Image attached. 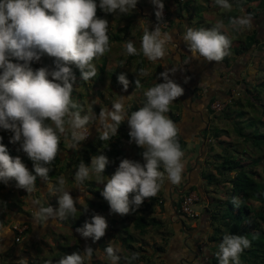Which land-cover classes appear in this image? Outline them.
Returning <instances> with one entry per match:
<instances>
[{
	"label": "rangeland",
	"instance_id": "obj_1",
	"mask_svg": "<svg viewBox=\"0 0 264 264\" xmlns=\"http://www.w3.org/2000/svg\"><path fill=\"white\" fill-rule=\"evenodd\" d=\"M155 1L158 2L155 3L157 7L159 3H162L163 9H169L170 0ZM180 1V3L174 1L172 5L176 6L178 14L181 11L186 16L188 13L185 9V0ZM189 1L193 7L198 6L197 10L203 9L204 0ZM204 4L206 5L205 2ZM146 5L145 0H0V81L10 71L12 72L8 78L11 79L19 75L18 72L22 69L27 70L28 73L34 70V72L42 73L43 82L38 81L39 85L49 86L60 82L59 85L66 88L64 91L68 87L77 89L83 94L85 101L83 106L86 109V114H79L80 118L77 116L76 119L71 111L65 113L61 108L53 107L49 100L50 94H46L49 104L23 105L16 99L14 103L9 101L7 105L0 106V135L4 141L7 140L9 133L13 132L18 143L21 144L22 139L29 140L28 145L37 151L34 147L39 146L44 149L46 144L60 140L64 144L63 149L70 151L72 155L68 166L74 167L70 171L73 180L67 177L68 174L59 177L61 186H56L55 190L64 189V193L61 195L57 191H52L55 192L53 194H56L57 201L48 202L50 209L48 208L46 213H41L40 219L36 218L39 214L37 211L26 210L34 226L31 222L15 221V215L8 213L5 205L0 206V210H4L3 219L0 220L3 222L0 226H6L14 237V244H10V247L0 246V264H30L34 257L38 255L48 257L53 251L58 252L55 256L62 255L57 246L59 241L65 244L64 236L71 245L76 239L78 242L79 238H83L81 232L77 231L76 237L69 229L54 225L56 222L54 217L63 216V211H66L68 206L77 207V211L81 210L78 214L79 218L87 225L86 213L84 214L82 208L87 207L90 213L94 208L87 205L86 197H91V195L81 183L83 180L102 178L108 181V188L104 192L112 194L114 190L117 196L116 202L121 205L122 189L118 181L130 180L129 176L132 175H137L139 181L146 179L143 166H149L151 159H157L159 154L152 158L147 157L143 154V149L159 151L169 145L167 130L172 125V115H177L180 121L184 118L189 107L182 98L191 96V90L194 92L193 98L203 97L207 100V96L212 94L209 105L206 106L202 102L200 107H195V109L206 112L204 115L207 118L205 128L207 130L203 131L200 137L206 134L207 138H200L198 134L196 137L185 139L184 150L170 159L163 157L165 159V164H162L163 169L155 170L157 179L162 182L159 184L152 182L154 185L149 191L157 195L158 200L145 215L153 216L161 223L144 233L135 230L131 211L133 202L127 196L122 204V210L113 212L112 210H115L113 206L104 212L106 219L113 220L112 227L108 224L110 229L98 224H88V229L99 233L100 239L109 248H97V242L91 240L94 242L90 244L94 249V257L89 256L88 262L84 263L83 260L82 264H117L115 258L126 256L128 253L121 244V236L126 235L123 229L132 233L136 239L135 249L143 255V258H133L130 264H210V258L215 250L213 248L215 242L210 238L214 229L210 214L217 212L218 199H223L224 190L207 184L201 173L211 168L207 163L211 153L210 144L215 151H220L218 143L215 140L211 142L214 139L212 133L214 129L221 128L227 131L222 134V139L225 141L237 140L233 131V119L236 117L234 113H231L236 108L233 100L241 98L242 102L247 101L243 95L244 85L243 82L239 83L240 80L246 79L255 84L264 78V47L262 44L253 46L251 50L239 55L238 60H234V54L229 53L228 63H226L230 65L229 70L224 71L225 73L217 72L215 79H221L222 82L215 81L212 84L218 87L217 89H208L207 86L195 89L181 87L176 91L162 81L163 67L161 64L155 63L152 70L145 64H136L133 61L135 56L129 58L132 54L129 56L126 52L128 34L134 35L135 33L139 36L141 33L143 38L149 41L156 37L154 31L150 29L141 31L139 23L135 21L141 15V8ZM163 9L160 8V11ZM234 9L242 18L243 28L249 30L255 28L259 30L260 35H258L264 38V12L259 18L252 20L250 16H244L240 6ZM158 11L154 16L162 21V15ZM103 31L111 34L119 33L126 40L113 42L108 51H103L97 54L94 60L83 63L82 67L88 69L87 76L83 79L84 84L71 86L70 82H67L69 86H66V80L64 76H61L66 69L61 65V71H55L52 61L56 56L52 55L53 50H58L61 54L62 49H59V45L64 42V35L69 36L71 41L76 40V45H81L86 41L85 36H96ZM204 32L207 35L206 46L210 48L212 47L211 40L218 37L217 30L208 27ZM132 43L129 49L133 46ZM167 49L172 50L170 46ZM209 51L211 55L214 54L212 48ZM4 55L9 57L7 62L4 61ZM103 62H105V67L101 71L100 66ZM151 73H154L153 77ZM130 74L136 76L137 81L132 79V82H128ZM31 82L34 81L25 83ZM20 87L21 85L18 86L19 91L16 89L15 91L19 92L22 97L26 96L23 93V88H26ZM58 94L56 92V95ZM124 99H127L126 102ZM214 101L220 102V108L211 107ZM124 106H126V115L121 112ZM245 108L248 109L246 106ZM112 114L115 122L111 120ZM258 114L262 113L258 112ZM82 115L85 117L81 118ZM40 117L47 118L45 128L40 125L36 126ZM125 128L133 132L131 141L120 136L118 129ZM85 129L89 131L87 135ZM106 131L112 132L115 137H121V140L117 142L116 138H111L109 145L105 137ZM69 132L72 133L70 136L67 135ZM177 132L180 134L178 127ZM97 134H101L103 141L99 140ZM43 136L46 137L45 141H43ZM208 136H210V141ZM33 139L35 143H32ZM90 142L93 147L105 150L109 147L112 149L111 144H115V149H121L125 158L121 159L118 155L108 156L109 160L97 157L88 147ZM87 147L89 148L88 161L85 159L86 153L84 152ZM66 154L68 156L67 152ZM98 160L105 162L109 167L118 166L111 168L108 174H103L93 168L96 167L95 163ZM187 175H189V182ZM111 182H113L112 187L109 184ZM133 183L131 189L134 191L141 189V182ZM189 193L196 197L192 205V215L186 214L180 207L182 197ZM123 194H126V191ZM15 196L17 197L18 194ZM15 196L13 195L14 199ZM33 197L37 203H41L43 191L36 192ZM66 197L69 198L66 199ZM18 199L20 200L18 203L22 206L27 205V201L29 202L27 197L18 196ZM254 205L257 206L258 203ZM27 225L30 228L28 235L16 234L26 229ZM17 235H19V240H16ZM217 249H219L218 246ZM144 250L145 252L142 253ZM77 254L83 255L78 248Z\"/></svg>",
	"mask_w": 264,
	"mask_h": 264
},
{
	"label": "trees",
	"instance_id": "obj_2",
	"mask_svg": "<svg viewBox=\"0 0 264 264\" xmlns=\"http://www.w3.org/2000/svg\"><path fill=\"white\" fill-rule=\"evenodd\" d=\"M174 1L181 2L180 0ZM234 1H238L237 3L240 8L246 6L245 13L252 18L257 19L264 12V0ZM197 7H193L189 0H185L186 11L189 12L193 8L194 16L198 18L196 21L197 28L202 31V37H204L205 28H211L213 25L206 23L204 26H201L204 22L201 16L203 9L199 8L197 10ZM154 14L155 11H153V16ZM221 15L224 17L223 21L230 26L228 27L230 28V34L222 28L215 27L218 37L213 38L211 42L212 44L219 43L221 45L222 52L224 53L223 60L226 63H228L229 53H233V58L236 59L239 55L244 54L245 51L251 50L254 45L258 46L262 44L264 47V38L261 40L262 37L259 36V30L252 29L245 32L240 23L235 20L237 15L235 10H228L227 13L222 12ZM155 18L158 19L156 16ZM67 31L69 32V30ZM64 37V42L59 45V49H62L61 54H59L58 50H53L52 55L56 56V58L52 62L55 65L54 69L56 72L61 71V65L66 69V72L61 75L66 80V86H69L67 82H70L71 86L84 84L83 79L87 76L88 69L82 67L83 63L94 60L97 54L108 51L113 42L123 39L119 33L111 34L103 31L96 36H85V43L76 45V40L71 41L69 36L66 35ZM195 45L197 46V53L202 55L209 53V50H201L202 44L195 43ZM3 58L7 62L9 57L4 55ZM104 67L105 62L100 66L101 71L104 70ZM11 72L0 81V106L7 105L9 101L14 103L16 99L23 105L34 104L40 106L49 104L46 94H50L49 100L53 107H59L65 113L71 111L76 119L77 116L80 118L79 114H86V109L83 106L85 103L83 94L77 91V89L68 87L64 91L66 88L63 85V87L59 85L60 82L49 86L39 85L38 81L43 82V76L42 73L34 72V70L28 73L27 70L22 69L18 72L19 75L13 76L10 79L8 76L11 75ZM26 81H34L35 83L26 84ZM242 82L244 85L243 91H245L243 95L247 101L244 103L241 98L233 100V105L236 108L233 112L231 111L236 117L233 119V131L237 136V140L233 142L225 141L222 139V134H224L223 132L227 133V131L221 128L214 129L212 132L214 139L211 142L215 140L220 146V151H215L212 144H210L211 153L207 159V163L211 168L209 171H202L201 173L207 184L215 185L224 190L223 199H218L217 212L210 214L214 224L210 238L215 242L213 245L215 250H213L210 258V264H264V78L255 84L246 79L239 81V83ZM20 85L26 88H23V93L26 94L24 97L17 92ZM56 92L59 94L56 95ZM198 99H200L199 102L204 100L203 97ZM210 101L211 98L206 101V106L211 103ZM245 106L248 109H244ZM135 111L139 112L137 109ZM258 112L262 114H258ZM83 117L85 115H82L81 118ZM178 120L177 115H172V125L167 130L169 145L162 150L159 149V151L155 149H143L142 152L147 157L152 158L154 155L159 154L157 159H151L149 166H143L146 179L139 181L137 175H132L129 176L130 180L126 178L125 180L127 181H118V185L122 189L121 205L116 202L117 196L114 190L112 194L104 192L108 188V181L102 178L80 181L91 195V197H86L87 205L90 208H94L91 213L87 207L82 208L84 214L86 213L87 225L80 220L78 214L81 210L77 211V207L68 206L67 210L63 211L64 215L56 216V218L58 226L69 229L75 236L77 235V231L81 232L83 238H79L78 242L76 239L71 245L69 240L64 236L65 244L59 241L57 246L59 253L62 255L55 256V253H58L57 251H53L48 257H40L38 255L33 258L30 264H82L83 260L84 263H87L89 256L91 258L94 257V249L90 246L91 242L93 244V241L97 242V248H109L100 239L99 233L88 229V224H98L105 228H109L108 224H110L109 226L112 227L114 225L113 220L106 219L104 212L113 206L115 207V210H112L113 212L122 210V204L125 202L127 196L133 202L131 204V211L133 214L132 224L135 230L139 231V233H144L150 228L159 225L161 223L160 220L153 216L147 217L145 215L158 200V196L150 193L149 189L153 187L154 183L159 184L162 182L160 179H157L155 170L163 169L162 164H165L163 157L170 159V157L176 156L177 153L184 150L185 140L177 132L176 122ZM45 122H47V118L40 117L36 126L40 125L45 128ZM118 130H120L119 133L122 138L127 141L132 140L133 132L131 130L126 128ZM71 134L70 132L67 133L69 136ZM100 135L97 136H99L100 141H103L104 138ZM105 137H107L108 143L111 138H116L117 142L121 140V137H115L112 132L109 133L107 131ZM202 137L205 139L207 135L203 134ZM208 137L210 141V136ZM6 138L7 140L4 141V138L0 135V206L5 205V210L8 213L15 211L29 215V212L24 210L21 204L18 203L20 200L15 195H30L31 193H33L31 195H35L34 193L36 192H42L43 184L41 183L43 182V175H47L48 179L53 182L51 189L57 186L55 178L65 172L67 168V166L62 165L60 157L61 151L64 150V144L60 140H55L52 143L46 144L44 149H41L39 146L34 147L37 150L35 151L31 145H28L29 140L22 139L21 144L18 143L13 132L9 133V136ZM45 139L46 137L43 136V141ZM32 143H35L34 139ZM111 145L113 146L112 149L109 147L108 150H105L93 147L90 142L88 147L92 149L93 154L97 157H102V159H107L111 155H118L119 158L124 159L125 157L121 149H115V144ZM88 147L84 149L86 161L89 160ZM95 164L96 167L93 168L103 174H108L111 168L118 166L110 164L112 167H109L105 162L99 160ZM260 167L261 170H259ZM114 176L119 178L117 175ZM133 182H141V189L135 191L131 189V185L134 184ZM152 182L154 183L152 184ZM109 184H111V187L113 186V182ZM125 191L126 194H123ZM49 193L50 191L46 190L47 198L42 197L41 203L38 202L36 206V210H39L38 219H40L41 213H46L48 208L50 209L48 202L52 201L47 196ZM13 195L16 197L15 199ZM254 203H258V205L255 206ZM3 212L4 210H0V220L3 219ZM123 231H125L126 235L121 236V244L126 248L128 253L126 256L122 255V257L114 258L117 260V264H130L133 258H143V255L138 253V249H135L136 245L134 242H136V239L132 233H129L126 229H123ZM28 232H30V228L27 225L26 229L18 233L25 234L26 236ZM18 233L16 232V234ZM85 241H89L90 243H85ZM217 246L221 249H217ZM77 248L84 256L77 254ZM144 252L145 250L142 253Z\"/></svg>",
	"mask_w": 264,
	"mask_h": 264
},
{
	"label": "crops",
	"instance_id": "obj_3",
	"mask_svg": "<svg viewBox=\"0 0 264 264\" xmlns=\"http://www.w3.org/2000/svg\"><path fill=\"white\" fill-rule=\"evenodd\" d=\"M204 2L206 3V5L204 4ZM204 2L202 3L203 10L201 12L202 20L204 22L203 25L201 24V26H204V24L206 23H210L211 25H213V30L218 27L222 28L230 34V28H227L230 26L229 24L223 21L224 17L221 15V13L223 9V12L226 13L228 10H235L234 8L239 6V4L237 3L238 1L236 2L234 0H204ZM145 3H147V5L141 8V15L137 17V20L135 21L139 23L141 31L150 29L151 31H154L156 37L152 41L143 38L144 36L141 33L139 34V36H137L135 33L134 35L128 34V36L126 37L127 40L124 37L123 41L126 40L128 45V49L126 52L129 54V56L132 54V57L129 58H134L135 56L133 61L136 64H145V66L151 67L152 70L155 67V63L161 64L163 67L162 81H165L169 85V87L171 86L176 91L181 89V87L195 89L204 88V86H207L208 89H217L218 87L212 86L213 82H222V80L215 79L216 73L219 71L225 73L224 71L229 70L228 68L230 65L226 64V61L223 60L224 53L222 52V47L219 43L212 44L211 42L212 47L210 48L206 46L205 41L207 35L205 33V36L202 37V31L197 28L198 25L196 21L198 18L194 16L193 8H191L189 12H187L188 14L185 16L182 14L181 11L178 14L176 6L172 5L174 4V0H170L169 9H163L162 3H159V11L158 7L155 4L158 2H156L155 0H145ZM221 7L223 8L220 9ZM160 8L163 10L160 11ZM241 8L244 11V16H247L245 13L246 6ZM153 9L155 10V12L158 11V13L162 15V21H159L155 18V16H153ZM251 19L254 20L255 18L251 17ZM235 20H237L242 27L243 21L238 13L235 17ZM246 29L244 28V30ZM252 29L255 28H251L250 30L248 29V31H251ZM261 40H263V38H261ZM131 43L133 44V48L130 47L129 49ZM195 43L202 44L201 50H210L212 48L214 54L211 55L210 53H207L202 55L200 53H197V46L195 45ZM168 46H170L172 50H168ZM185 53L186 56H184ZM234 60H238V58ZM151 74L153 77L154 73ZM129 76L130 78L127 79L128 82H132V79H135L137 81V77L133 74H130ZM156 79L159 78L156 77ZM211 97L212 94L207 96V100H202L203 104L205 103L206 105V101H208ZM182 99L184 100L185 104L189 107V110L187 109V113L185 114L184 118L181 121L179 120V122L176 124L179 128V132L181 135H183L184 140L192 136L196 137L198 136V134V137H200V134L203 131L207 130H205L207 118L206 115H204L206 112L200 109H195V107L201 105L199 103L202 102H199L200 99L198 98L194 99L193 96H184ZM125 100L127 99H124V101ZM130 106L131 105H129V107ZM125 107L126 106L122 108L121 112L125 113L126 115L127 111ZM111 120L115 122L113 114L111 115ZM202 146L203 144L201 145V147ZM66 152L68 153V156ZM60 157L62 159V165L67 166L65 172H63L60 176H67L68 174L67 177L73 180L74 178H72L73 175L70 174V171L74 167L72 165L71 167L68 166L70 165L69 163L72 157L71 152L62 150L60 153ZM60 176L55 178V180L58 181L57 186H61L59 182ZM188 176L189 175H187L186 177L188 178L189 182ZM41 184H43V197L47 198L46 189H48L50 193L47 196L52 202L57 201V199H55L56 194H53L55 192L52 191H57L58 194L61 195L64 193V189H51L53 182L48 179L47 175H43V182ZM31 194H26V196L21 194L18 195L21 198H29V202L27 201V205L21 206L24 208V210H35L37 211V213H39V210H36V206L38 203L37 201H35L36 199L33 197L34 195ZM68 198L69 197H66V199ZM10 213L11 215H15V221H32L31 217H29V215H27L26 213H20L15 211H10ZM36 218L38 219V216H36ZM54 218L56 221L54 222V225H57V218ZM2 222H0V225L2 224ZM3 226H0V246H4L6 248L10 247V244H14V237L13 233L9 229L7 230L6 226Z\"/></svg>",
	"mask_w": 264,
	"mask_h": 264
},
{
	"label": "built area",
	"instance_id": "obj_4",
	"mask_svg": "<svg viewBox=\"0 0 264 264\" xmlns=\"http://www.w3.org/2000/svg\"><path fill=\"white\" fill-rule=\"evenodd\" d=\"M211 107L214 108V109H218L220 108V102H216L214 101L212 104H211ZM85 134L87 135L88 134V131L85 129ZM196 199V197L192 194V193H189L187 195H184L182 197V201L180 203V207H181V210L183 212H185L186 214L188 215H192L193 214V209H192V205L194 203V200ZM22 232V231H20ZM19 232V233H20ZM18 233V234H19ZM20 235V234H19ZM19 235L16 236V240H19Z\"/></svg>",
	"mask_w": 264,
	"mask_h": 264
},
{
	"label": "flooded vegetation",
	"instance_id": "obj_5",
	"mask_svg": "<svg viewBox=\"0 0 264 264\" xmlns=\"http://www.w3.org/2000/svg\"><path fill=\"white\" fill-rule=\"evenodd\" d=\"M190 93H191V96H193V95H194V92H193V90H191V92H190ZM194 99H196V98H194Z\"/></svg>",
	"mask_w": 264,
	"mask_h": 264
}]
</instances>
